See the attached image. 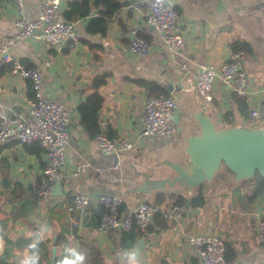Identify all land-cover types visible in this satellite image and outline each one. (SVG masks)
Returning a JSON list of instances; mask_svg holds the SVG:
<instances>
[{"label": "crops", "instance_id": "obj_1", "mask_svg": "<svg viewBox=\"0 0 264 264\" xmlns=\"http://www.w3.org/2000/svg\"><path fill=\"white\" fill-rule=\"evenodd\" d=\"M43 1L25 0L24 14L36 18ZM67 1H62V11ZM172 3L184 29L185 45L179 53L170 52L157 32L144 23L146 8L140 0H128V4L109 16L106 35L86 31L88 20L98 14V8L92 6L88 14L74 21L78 42L72 47L58 50L40 41L31 44L21 40L10 45L9 53L23 66L41 71L42 94L62 103L68 110L70 139L66 149L65 177L50 203L41 202L35 192L43 166V152L37 154L15 142L0 145V158L6 157L8 162L4 165L0 161V226L5 240L2 256L8 263L17 264V254L31 242L40 226L46 224L48 231L43 241H50L52 259L62 252L65 243H71L79 244L87 252V264H120L118 241L122 231L104 234L97 230L98 218L93 212L96 202L87 206L82 217L77 211H68L67 204L79 191L119 195L123 200L122 213L140 201L152 203L158 192L130 190L138 181L132 165L142 170L162 158L182 156L186 137L199 129L194 120L188 119V114L198 109L200 100L194 86L197 65L201 62L223 63L232 51L231 44L237 40L247 41L251 46L242 61L250 83L245 105L233 95L234 99L230 100L227 91L216 85L213 101L206 103L207 114L218 125H242L251 104L262 106L264 0H172ZM16 17L17 11L11 1L0 0V41L15 32ZM134 27L151 41L147 54L130 53L128 32ZM81 38L102 45V58L94 59L92 50ZM9 65L0 64V112L23 113L29 99L27 80L12 74ZM103 72L110 75L101 87L104 100L98 112V127L112 138L123 136L133 142L132 149L119 156L99 151L94 135L80 122L77 108L91 92L92 78ZM126 77L157 80L176 97L179 131L173 139L160 141L140 134V115L148 94L146 89ZM229 115L233 117L232 122L228 121ZM78 165L84 170L73 173ZM165 173L161 171L156 175ZM237 182L223 165L210 181L205 182L206 203L203 206L188 205L177 223L169 218L158 219L161 225L135 242L142 253V264H159L164 257L173 264H200L185 237L189 233L214 231L233 242L237 252L233 264H264V245L257 241L255 234V221L261 215L264 193L243 209L241 191L235 187ZM165 192L191 194L186 190ZM18 194H21L20 198L13 197ZM167 203L170 204L165 202L162 207L168 206ZM72 218L81 219L82 224L73 225Z\"/></svg>", "mask_w": 264, "mask_h": 264}, {"label": "built area", "instance_id": "obj_2", "mask_svg": "<svg viewBox=\"0 0 264 264\" xmlns=\"http://www.w3.org/2000/svg\"><path fill=\"white\" fill-rule=\"evenodd\" d=\"M17 11L14 20L16 30L0 41V64H11L10 71L21 78L29 79L35 91L34 97L26 101L25 112L6 114L0 112V145L8 142L18 144L38 142L44 154L43 166L35 185V192L43 203L53 201L54 186L65 177L66 149L70 139L69 112L65 106L45 96L41 92V71L36 67H25L8 51L10 45L17 41L34 44L38 41L52 45L61 50L72 47L78 42L74 22L62 17L63 0H44L39 7L36 18L24 14L25 0H10ZM145 5L144 23L152 27L170 52L179 53L185 45L184 29L179 13L172 0H140ZM129 50L133 55H144L150 51L151 41L143 37L137 28L128 32ZM245 51L232 50L226 61L219 65L201 62L197 65L195 89L206 103L213 101L215 86L218 85L230 100L233 94L249 95V78L243 70L242 61ZM264 92V83L262 84ZM1 107V105H0ZM232 122L233 117L227 116ZM142 136L160 141H170L179 131L177 99L172 93L147 96L140 115ZM250 127H264V101L261 107L251 104L242 123ZM99 151L102 154L119 156L129 152L133 142L123 136L112 138L106 130L99 129L94 134ZM84 170L82 165L74 167L73 173ZM92 202L100 203L103 212L97 225L101 233L124 231L131 228L143 231L151 221L154 207L146 201H140L129 211L120 213L123 202L119 195L113 193L90 194L76 192L67 204L68 211H77L84 216L86 208ZM187 203H171L166 211L167 217L177 223L186 211ZM78 226L81 219H71ZM255 234L259 243L264 244V204L261 215L255 221ZM186 244L192 249L200 264H229L225 259V242L217 232L189 233Z\"/></svg>", "mask_w": 264, "mask_h": 264}, {"label": "trees", "instance_id": "obj_3", "mask_svg": "<svg viewBox=\"0 0 264 264\" xmlns=\"http://www.w3.org/2000/svg\"><path fill=\"white\" fill-rule=\"evenodd\" d=\"M128 4V0H68L66 8L62 11L63 19L67 21L74 22L78 17L88 14L92 6L98 8V14L91 17L86 25V31L90 34L100 33L101 35L107 34V28L109 26V16L113 12L117 11L122 5ZM124 31H126L124 29ZM82 42L92 50L94 59L102 58V51L99 45L87 38H81ZM232 50L242 49L245 52L251 51V46L247 41L237 40L231 44ZM6 65V64H5ZM5 68V66H1ZM11 68V64L8 66ZM110 75L109 72H103L96 74L89 85L91 92L86 96L85 100L78 105V112L80 114V122L86 127V129L91 133L95 134L98 130V112L104 100V96L101 92V87L106 83L107 77ZM125 79L134 82L140 87L147 90L148 96L157 95L161 93L168 94L169 92L165 87H163L157 80L147 79L143 77H126ZM27 80V96L33 98L35 91L32 87V83L29 79ZM234 97L239 99V101L245 105V97L233 94ZM110 134V133H109ZM111 135V134H110ZM109 135V136H110ZM25 148L29 151H34L39 154L42 151L41 146L38 142L25 143L23 144ZM34 146L36 148H31ZM0 161L4 165H8L6 157H1ZM224 165V164H223ZM222 165V166H223ZM227 168V167H226ZM229 174L232 172L227 168ZM6 176L4 177V180ZM205 182L199 184L195 190L190 195H185L181 192H158L151 204L154 207V212L152 214L151 221L147 224L143 231L131 228L129 230H124L121 232V236L118 241L119 248L125 249L135 244L137 238L142 235H146L154 232L156 226H160L161 222L158 219L163 218L166 220L168 217L166 211L171 203H188L190 207H201L206 203V194L204 192ZM241 191V198L243 199V209H246L255 198L264 193V175L259 171H255L254 175L250 178H244L237 182L236 186ZM14 198H20L21 194L13 195ZM165 202L169 204L166 207H162ZM93 207L94 215L97 216L98 222L100 215L103 212V206L100 203H95ZM90 205V204H89ZM123 204H121L119 211L122 213ZM153 220V221H152ZM97 222V225H98ZM224 238V237H223ZM25 242H29L28 239H24ZM225 242V259L228 263H235L237 259V252L232 241L224 238ZM261 244V243H260ZM264 245V244H263ZM41 248V261L40 264H55V259L59 256L56 254L54 258H51V243L49 240L42 241L40 244ZM0 264H12L8 263L2 255H0ZM159 264H173L168 258L164 257L159 261Z\"/></svg>", "mask_w": 264, "mask_h": 264}, {"label": "water", "instance_id": "obj_4", "mask_svg": "<svg viewBox=\"0 0 264 264\" xmlns=\"http://www.w3.org/2000/svg\"><path fill=\"white\" fill-rule=\"evenodd\" d=\"M199 97L198 109L188 114L199 129L186 137L182 156L162 158L142 170L132 165L138 181L130 190L192 193L199 184L210 181L223 164L233 173L235 181L252 177L256 170L264 175V127L218 125L207 114L206 102ZM161 171L166 173L156 175ZM58 188L59 183L54 186L55 195Z\"/></svg>", "mask_w": 264, "mask_h": 264}, {"label": "clouds", "instance_id": "obj_5", "mask_svg": "<svg viewBox=\"0 0 264 264\" xmlns=\"http://www.w3.org/2000/svg\"><path fill=\"white\" fill-rule=\"evenodd\" d=\"M47 231V225L42 224L31 242L25 246L22 252L17 254V264H40L42 251L40 244ZM4 245V231L0 226V255L3 254ZM118 259L120 264H142V253L138 245L133 244L122 249ZM87 260V252L79 244L65 243L62 252L55 259V264H87Z\"/></svg>", "mask_w": 264, "mask_h": 264}, {"label": "rangeland", "instance_id": "obj_6", "mask_svg": "<svg viewBox=\"0 0 264 264\" xmlns=\"http://www.w3.org/2000/svg\"><path fill=\"white\" fill-rule=\"evenodd\" d=\"M224 236V235H223Z\"/></svg>", "mask_w": 264, "mask_h": 264}]
</instances>
